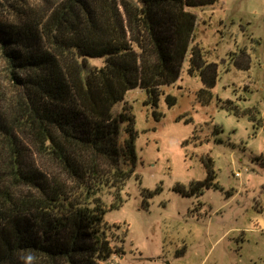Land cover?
Instances as JSON below:
<instances>
[{"label":"trees","instance_id":"1","mask_svg":"<svg viewBox=\"0 0 264 264\" xmlns=\"http://www.w3.org/2000/svg\"><path fill=\"white\" fill-rule=\"evenodd\" d=\"M6 1L15 18L0 25L10 86L0 93V264H110L123 239L103 197L121 203L136 161L133 117L113 108L133 88L156 107L186 55L199 97L211 98L217 64L191 46V8L215 0ZM206 167L191 191L217 187Z\"/></svg>","mask_w":264,"mask_h":264},{"label":"rangeland","instance_id":"2","mask_svg":"<svg viewBox=\"0 0 264 264\" xmlns=\"http://www.w3.org/2000/svg\"><path fill=\"white\" fill-rule=\"evenodd\" d=\"M10 2L0 0V25L14 22ZM191 10V46L217 64L211 98L199 97L204 85L198 71L188 72L186 55L156 107L139 88L114 106L133 117L136 161L121 203L110 207L113 196L103 197L104 220L123 239L124 253L110 264H264V160L257 159L264 154V0H215ZM7 69L0 49V93L10 87ZM208 161L217 187L191 191L207 177Z\"/></svg>","mask_w":264,"mask_h":264}]
</instances>
